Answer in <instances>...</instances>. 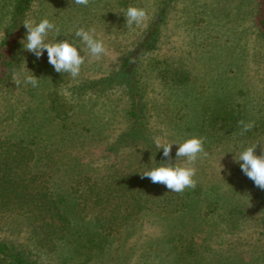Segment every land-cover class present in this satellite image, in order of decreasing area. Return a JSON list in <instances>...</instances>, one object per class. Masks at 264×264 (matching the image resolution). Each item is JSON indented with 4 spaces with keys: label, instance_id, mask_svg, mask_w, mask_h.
<instances>
[{
    "label": "rangeland",
    "instance_id": "obj_1",
    "mask_svg": "<svg viewBox=\"0 0 264 264\" xmlns=\"http://www.w3.org/2000/svg\"><path fill=\"white\" fill-rule=\"evenodd\" d=\"M15 1L0 0V43L16 36L12 68L21 80L16 86L12 78H2L0 114L11 116L1 129L10 133L15 128L19 135L24 128L21 118L29 124L50 118L43 133L30 134L43 137L40 172L46 173L44 179L54 194L66 198L67 214L77 212L73 204L80 191L75 189L83 185V176L90 180L85 186L93 180L103 184L119 179L134 168L147 171L157 163V151L163 152L156 139L171 143L204 138L205 152L194 164L196 186L185 189L191 209L172 220L158 213L140 216L97 264H118V257L120 264H264L258 198L264 190L245 178L234 160L247 146L264 142L259 0H90L87 6L74 0H31L18 26L13 25ZM129 6L145 9L141 24L127 26L124 14ZM45 17L60 30L58 41L68 38L78 48L86 46L75 31L95 29L105 54L97 59L82 53L85 63L76 78L56 72L46 50L37 59L21 43L27 32L24 21L38 23ZM55 35L50 31L46 42H53ZM149 38L154 45L146 50ZM125 58H130L127 67ZM119 68L132 70L127 78H116ZM31 72L38 77V87L24 83V75ZM134 85L137 120L145 122L144 131L136 118H130L129 90ZM51 100H57L54 109ZM226 110L238 111L239 119L214 124ZM240 121L254 126L242 131ZM134 131H139L137 136ZM177 148L173 144V162ZM256 152L260 154L259 146ZM208 209L210 213L203 215L202 210ZM0 240L25 247L42 264H79L68 247L41 250L30 226L22 221L0 220ZM0 264L6 263L0 259Z\"/></svg>",
    "mask_w": 264,
    "mask_h": 264
},
{
    "label": "trees",
    "instance_id": "obj_2",
    "mask_svg": "<svg viewBox=\"0 0 264 264\" xmlns=\"http://www.w3.org/2000/svg\"><path fill=\"white\" fill-rule=\"evenodd\" d=\"M30 2L31 0L15 1L12 8L13 25L18 26ZM256 25L264 35V0H259ZM153 42L150 38L146 40L144 44L147 46L146 50L153 47ZM16 49V36L1 40L0 83L2 78L5 81L12 78V67L16 63ZM129 62L130 58H125L123 67H127ZM119 69L116 72V78H127L128 72L132 70L131 68ZM53 85L58 84L54 81ZM129 91L132 95L130 118L131 120L136 118L137 125L140 124V131L141 128L144 131L145 122L137 120L136 100L133 98L138 95L137 87L134 85ZM51 95V92L47 93L49 99ZM55 99H58V94L57 97L55 94ZM51 102L50 107L54 109L57 100H51ZM7 115L8 118H2L0 114V220L9 218L27 223L36 236L37 246L41 250L55 251L58 247L65 246L70 249L71 255L78 259L76 263L97 264L96 261L114 243L117 236L125 237L130 233V228L140 221V216L158 213L172 220L191 209L190 201L187 200L189 195L187 190L181 193L169 191L163 184H154L149 178H141V173L145 170L134 168L119 179L103 184L95 183L93 180L84 186L90 180L83 176L85 178L83 185L79 190L75 189L80 191L77 195L80 199H75L73 204L77 212L73 216L67 214L63 208L66 198L61 194H54L49 180L44 179L46 173L40 172L45 159L40 150L44 141L43 137L30 134L42 132L45 121L50 118L35 121L33 125L22 122L24 120L21 118L20 124L24 128L17 135L15 128L10 133L6 132V129H1V125L10 123L11 114ZM219 115L220 120L218 122L213 120L214 124L229 118L239 119L238 111H234L233 114L226 110ZM6 119L7 123L4 122ZM138 133L139 131H134V135L137 136ZM162 158H164L163 152L157 151L155 159L157 163H152V166L147 167L148 170L162 162ZM237 170L248 178L241 171L240 166ZM80 184L82 183L78 185ZM258 198L261 207L260 231L264 235V193L258 194ZM202 211L203 215L210 213L209 209ZM170 252L173 253L172 249ZM31 255V252L23 246L0 240V259L6 264H42L39 258L31 257ZM118 260L119 257L117 263L120 264Z\"/></svg>",
    "mask_w": 264,
    "mask_h": 264
},
{
    "label": "clouds",
    "instance_id": "obj_3",
    "mask_svg": "<svg viewBox=\"0 0 264 264\" xmlns=\"http://www.w3.org/2000/svg\"><path fill=\"white\" fill-rule=\"evenodd\" d=\"M89 2L90 0H74L75 4L83 6H87ZM124 15L127 26L131 27L133 24H141L147 13L144 8L129 6ZM23 24L27 30L26 38L21 41L24 48L34 54L37 59L41 58L46 50L48 63L53 66L54 70L61 74L68 73L72 78L80 75L81 67L85 63V55L82 53L90 54L98 59L106 52L103 41L95 36V29L79 28L75 31V36L79 37L86 46L78 48L75 41H70L68 38L58 41L56 37L60 34V30L46 17L38 23L25 20ZM53 30L56 33L54 41L46 42L48 33ZM23 79L25 84L38 87V77L32 72L25 74ZM12 81L16 86L21 83L19 75L15 72ZM239 123L243 126L242 131H248L254 126V122L240 121ZM173 144L178 145L175 162L171 158ZM155 145L157 149H163V156L168 159L141 173V178H149L152 183L163 184L169 191L177 193L183 192L186 188H195L194 177L197 169L194 164L198 156L205 152L204 138L191 136L182 142L171 143H161L159 139H156ZM258 146L260 154L256 152ZM180 158H185L184 163L178 162ZM234 160L239 163L241 171L254 182V185L264 190V142L257 141L247 146L239 153L238 158L234 157Z\"/></svg>",
    "mask_w": 264,
    "mask_h": 264
}]
</instances>
